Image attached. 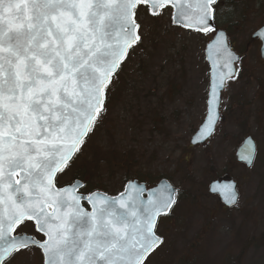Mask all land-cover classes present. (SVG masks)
Returning a JSON list of instances; mask_svg holds the SVG:
<instances>
[{
    "label": "snow or ice",
    "instance_id": "obj_1",
    "mask_svg": "<svg viewBox=\"0 0 264 264\" xmlns=\"http://www.w3.org/2000/svg\"><path fill=\"white\" fill-rule=\"evenodd\" d=\"M215 4L0 0V264L33 248L42 250L44 264H145L162 243L156 222L176 202L175 190H147V200L143 188L119 199L84 196L77 185L58 188V174L74 162L105 110L113 77L141 41L137 9L148 5L156 16L171 7L173 23L206 33ZM220 46L225 57L214 73L207 133L218 89L234 78L232 54ZM26 221L45 239L29 236L21 228Z\"/></svg>",
    "mask_w": 264,
    "mask_h": 264
},
{
    "label": "rangeland",
    "instance_id": "obj_2",
    "mask_svg": "<svg viewBox=\"0 0 264 264\" xmlns=\"http://www.w3.org/2000/svg\"><path fill=\"white\" fill-rule=\"evenodd\" d=\"M231 1H220L225 25L218 28L241 60L222 95L212 139L190 146L207 112L210 38L173 27L170 7L151 17L140 6L141 41L109 85L105 110L78 158L58 175L62 186L82 169L88 190L109 196L131 180L167 179L176 204L157 229L163 248L147 264H264V60L251 40L264 23V0H244L236 10ZM246 137L256 150L249 169L234 157ZM221 178L237 184L232 210L208 194L210 182Z\"/></svg>",
    "mask_w": 264,
    "mask_h": 264
},
{
    "label": "water",
    "instance_id": "obj_3",
    "mask_svg": "<svg viewBox=\"0 0 264 264\" xmlns=\"http://www.w3.org/2000/svg\"><path fill=\"white\" fill-rule=\"evenodd\" d=\"M216 2H217V0H216ZM141 6H145L147 11H148V14L151 17H155L152 15V11H151L150 6H148V5H141ZM158 11H160V10H158ZM174 11L175 10L172 9L171 22H172L173 27L182 28V29L189 31V32H197L201 35H208L210 32H214L212 39L206 44L205 51H204L205 61L209 67V87H208V97H207V112H206V116L204 118V121L199 126V128L197 129V131L194 133V135L192 136V138L190 140V145L192 147H197V146L204 145L206 143V141L209 140L213 136L215 129L221 120L220 119L221 118L220 112H219L220 103H221V95L224 91L226 82L233 79L232 78V79L225 80L223 87L218 89L217 95L219 96V103H218V105L216 107V111H215V122L212 125L211 132L207 133L206 132V124H207V116L209 114V101L211 98V88H212L213 83L217 82L215 77H214V73L217 72L218 68L220 70H223L222 65H223L225 54L223 52L222 47L220 46L221 42H222L223 46H225L227 48V50L232 54V58H233L232 68L234 71V77H235V66L239 62L240 58L229 47L228 42H227L226 33L222 30H217V28L215 27L214 16H213V19H211L209 21V27L211 30L205 33L203 31H196L193 28H186V27H182L181 25L173 23ZM251 38L259 40V42L261 44L260 51H259L260 52V58L263 60L264 59V24L259 30H257L252 35ZM213 61H216L215 66L213 64ZM246 152L250 155V159L245 158ZM255 152H256L255 151V144H254L253 140L250 137H247L243 140L242 144L239 146V148L235 152L236 161L238 163L243 164L246 168H250L252 166L254 158H255ZM71 185H77L78 186V187H76V193L78 194V191L81 189L80 182H74ZM71 185H68V186H71ZM164 186H167L171 189H174L175 190V198H176V189L165 179L161 180L159 183H157V185L155 187H153L151 189H158V188L164 187ZM64 187H66V186H64ZM64 187H61V188H64ZM136 188L145 189V191L143 193V199L147 200L148 191L146 189L145 184L140 183L136 180H131V181L126 182L123 191L115 197H110L107 194L102 193V192H93L92 194L98 195L100 197L106 196L110 199H119L121 197V194L126 193L127 190L132 189L134 192ZM208 192L210 195L218 196L221 203L227 208H232L237 203L238 194L236 192V184L230 179H223V180H217V181L211 182L209 187H208ZM233 198H234V202H233ZM81 202L86 203V205L89 207L90 211L92 210V205L90 203H88L87 200L82 199ZM172 207H173V205H172ZM172 207H171V209H172ZM171 209L166 214H161L159 217L167 215L171 211ZM158 218H157V220H158Z\"/></svg>",
    "mask_w": 264,
    "mask_h": 264
},
{
    "label": "flooded vegetation",
    "instance_id": "obj_4",
    "mask_svg": "<svg viewBox=\"0 0 264 264\" xmlns=\"http://www.w3.org/2000/svg\"><path fill=\"white\" fill-rule=\"evenodd\" d=\"M256 42H258L259 44V47H260V43L258 40H254ZM78 155L79 153L74 157V161L78 158ZM73 163V162H72ZM71 163V164H72ZM70 164V165H71ZM242 166V165H241ZM70 167V166H69ZM67 169V168H66ZM223 179V178H221ZM74 182H80L81 184V189L78 191V194H83L84 196H88L89 194L93 193V192H96V191H99L97 189H93L91 191L88 190L87 188V184H89V178L87 176H85L83 173H82V169L80 172H77L73 175L72 179L70 180V182H68V184H65V185H62V186H67V185H71L73 184ZM157 183L151 185V184H145L146 185V189L147 190H150L151 188L155 187ZM62 186H58L57 187H62ZM89 186V185H88ZM102 192V191H101ZM238 193V192H237ZM118 195V194H117ZM116 195V196H117ZM239 196V195H238ZM215 198H217L218 202L220 203L221 205V209L222 210H232L233 208L231 209H228V208H225L222 203L220 202L219 198L217 196H213ZM81 205L82 207L86 210V211H90L89 207L86 205V203L84 202H81ZM174 207V206H173ZM173 210V208H172ZM171 210V211H172ZM171 211L167 214V215H164V216H161L158 218L157 220V223H156V233H157V229L159 228V225L161 222L165 221L166 218H168L170 215H171ZM25 224L27 225V227H25L24 225H21V228L24 229V231L29 235V236H35L36 239L38 240H42V239H45L43 237V234L41 233H38L35 229V226H34V222L32 221H26ZM20 231V228L17 229V232ZM159 236V234H157ZM160 237V236H159ZM161 240H162V243L148 256V258L145 260V264L148 263V261L155 255H157V253H159L162 248H163V238L160 237ZM160 255V254H159ZM12 264H44V257H43V254H42V250H40L39 248H33L31 251H25L23 252L22 254H19L16 256V258L12 261ZM186 264H189V262L187 261Z\"/></svg>",
    "mask_w": 264,
    "mask_h": 264
},
{
    "label": "trees",
    "instance_id": "obj_5",
    "mask_svg": "<svg viewBox=\"0 0 264 264\" xmlns=\"http://www.w3.org/2000/svg\"><path fill=\"white\" fill-rule=\"evenodd\" d=\"M220 1L221 0H218V2H217V4L215 5V14H214V21H215V24H216V26H218V25H220V28H223V26L225 25V21L222 23V24H220V22H219V20H220V16H219V8H220ZM245 4H247L246 2H244V0H232L230 3H229V7H230V9H232V8H234V7H236L235 8V10L238 8V6H241V5H245ZM238 11V10H237ZM240 20L243 18V11L242 10H240ZM226 23H229V22H226ZM138 181H139V179H138ZM141 182H143L142 180H141Z\"/></svg>",
    "mask_w": 264,
    "mask_h": 264
},
{
    "label": "bare ground",
    "instance_id": "obj_6",
    "mask_svg": "<svg viewBox=\"0 0 264 264\" xmlns=\"http://www.w3.org/2000/svg\"><path fill=\"white\" fill-rule=\"evenodd\" d=\"M172 210V209H171Z\"/></svg>",
    "mask_w": 264,
    "mask_h": 264
}]
</instances>
